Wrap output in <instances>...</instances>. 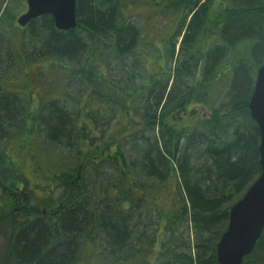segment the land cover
Wrapping results in <instances>:
<instances>
[{
	"label": "trees",
	"instance_id": "obj_1",
	"mask_svg": "<svg viewBox=\"0 0 264 264\" xmlns=\"http://www.w3.org/2000/svg\"><path fill=\"white\" fill-rule=\"evenodd\" d=\"M25 8L0 0V264H218L261 171L264 0H76L70 31Z\"/></svg>",
	"mask_w": 264,
	"mask_h": 264
},
{
	"label": "water",
	"instance_id": "obj_2",
	"mask_svg": "<svg viewBox=\"0 0 264 264\" xmlns=\"http://www.w3.org/2000/svg\"><path fill=\"white\" fill-rule=\"evenodd\" d=\"M26 11L16 18L20 27L30 20L50 15L58 30H71L77 25L76 0H26ZM250 118L259 133L258 178L242 197L232 204L226 230L215 246L218 264H241L261 237L264 229V63L256 70L253 91L247 103Z\"/></svg>",
	"mask_w": 264,
	"mask_h": 264
},
{
	"label": "rangeland",
	"instance_id": "obj_3",
	"mask_svg": "<svg viewBox=\"0 0 264 264\" xmlns=\"http://www.w3.org/2000/svg\"><path fill=\"white\" fill-rule=\"evenodd\" d=\"M23 2L24 3H26V0H23ZM25 10V9H24ZM26 72H30V70L28 69L27 70V68L25 69V73ZM37 97V96H36ZM193 107V109H195V111L198 113V116H202V115H208L209 114V111L208 110H206L205 108H203V107H201V106H199V105H195V106H192ZM187 119V118H186ZM111 133V132H110ZM20 172H25L26 174L28 173L29 174V170H28V168H25V166L23 165V167H20ZM4 187H5V185H3ZM10 189H11V191H14L10 186H8ZM5 190L7 191V193L9 194V193H12V192H10L9 190H8V188H5ZM2 240H4V234H3V232H1L0 233V261H2L3 260V243H2Z\"/></svg>",
	"mask_w": 264,
	"mask_h": 264
},
{
	"label": "bare ground",
	"instance_id": "obj_4",
	"mask_svg": "<svg viewBox=\"0 0 264 264\" xmlns=\"http://www.w3.org/2000/svg\"><path fill=\"white\" fill-rule=\"evenodd\" d=\"M38 17H41V16H38ZM38 17H36V18H38ZM36 18H34V19H36ZM34 19L30 20V22H32ZM30 22H29V23H30ZM29 23H28L26 26L21 27V28H26V27L29 25ZM76 26H77V25H76ZM75 28H76V27H75ZM75 28H74V29H75ZM71 30H73V29H71ZM63 31H70V30H63ZM22 45H23V48H24V49H27L26 41H24ZM29 46H30V45H29ZM77 89H78V88H77V86L75 85V90H77ZM21 128H22V127H19V129H21ZM19 210H21V209H17V208H14V209H13V211H14L15 213H17ZM42 213H44V211H42Z\"/></svg>",
	"mask_w": 264,
	"mask_h": 264
}]
</instances>
